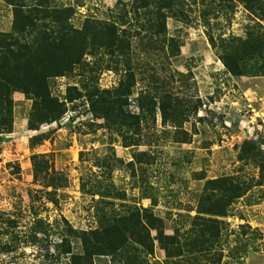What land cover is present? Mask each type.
<instances>
[{
	"label": "rangeland",
	"instance_id": "1",
	"mask_svg": "<svg viewBox=\"0 0 264 264\" xmlns=\"http://www.w3.org/2000/svg\"><path fill=\"white\" fill-rule=\"evenodd\" d=\"M0 264H264V0H0Z\"/></svg>",
	"mask_w": 264,
	"mask_h": 264
},
{
	"label": "trees",
	"instance_id": "2",
	"mask_svg": "<svg viewBox=\"0 0 264 264\" xmlns=\"http://www.w3.org/2000/svg\"><path fill=\"white\" fill-rule=\"evenodd\" d=\"M143 7L146 8V5H143ZM67 11H68V9H63V12H67ZM49 39H51V37L49 34H46V33H44L43 35H40V37H39L40 42H44V41H47ZM52 65L53 64H50L47 62H40V63H38V67L33 69L34 73L38 72V74H39V77L33 78L32 84L30 85V92L34 96L35 100H37V99L42 100L45 98L43 92L45 90L46 80H47V77H49L51 75L44 76V75H41V73H42L44 66L48 70L49 68L52 67ZM56 73H58V72H56Z\"/></svg>",
	"mask_w": 264,
	"mask_h": 264
}]
</instances>
